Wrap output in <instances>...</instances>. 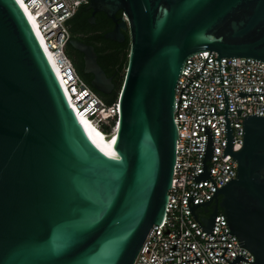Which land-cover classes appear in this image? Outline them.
<instances>
[{"label":"water","instance_id":"water-1","mask_svg":"<svg viewBox=\"0 0 264 264\" xmlns=\"http://www.w3.org/2000/svg\"><path fill=\"white\" fill-rule=\"evenodd\" d=\"M89 6L115 20L106 36L124 39L121 28L129 35L115 135L106 145L86 135L19 2L0 0V264H132L164 216L175 163L174 86L185 58L214 50L219 75V56L264 60V0H88ZM116 9L127 19L116 22ZM220 81L222 156L237 160L235 177L215 185L207 200L194 203L189 194L187 203L196 218L203 210L196 204L221 195L201 224L196 220L213 234L220 208L226 233L254 261L242 253L228 260L227 246L219 255L229 264H264V115L244 117L242 145L232 150L221 75ZM244 94L264 91H238ZM204 133L202 170L193 179L209 176L215 184L204 162L213 150L206 124Z\"/></svg>","mask_w":264,"mask_h":264},{"label":"built area","instance_id":"built-area-1","mask_svg":"<svg viewBox=\"0 0 264 264\" xmlns=\"http://www.w3.org/2000/svg\"><path fill=\"white\" fill-rule=\"evenodd\" d=\"M19 1L35 20L79 114L89 116L90 121L98 127L101 122L110 119L116 122L119 98L106 102L78 74L65 52L69 36L67 20L88 0ZM122 17L127 19L123 15ZM215 57L217 52L214 50L196 51L185 58L180 69L174 86L173 120L177 128L175 163L167 190L165 212L161 222L152 224L148 230L132 264H229L228 260H232L237 253H242L247 259L254 261V254L239 244L237 236L226 233L230 227L221 209L215 215L211 231L213 234H209L200 225L201 216L207 213L198 210L196 218L199 224L187 203L189 194H194V203L207 200L215 190V185L219 187L230 177H235L237 160L228 152L222 156L226 130L225 115L222 113L225 102L220 75L228 100L227 115L232 129V150H237L242 145L244 117L251 113L264 115V94L238 95L239 90L264 91V60L253 56H219V75L218 59ZM181 89L183 92L180 93ZM214 110L218 113H213ZM204 124L210 128L213 144L211 156L204 162L211 166L210 176L215 184L211 183L209 176L197 181L193 179V175L202 170L206 140ZM196 205L202 207L201 203ZM187 245L193 249L186 247ZM209 246L216 247H211V250ZM222 252L228 260L219 255ZM196 255L200 260L194 258ZM233 264L253 263L239 260Z\"/></svg>","mask_w":264,"mask_h":264},{"label":"flooded vegetation","instance_id":"flooded-vegetation-1","mask_svg":"<svg viewBox=\"0 0 264 264\" xmlns=\"http://www.w3.org/2000/svg\"><path fill=\"white\" fill-rule=\"evenodd\" d=\"M87 3L81 4L67 20L69 36L65 51L88 86L101 97L109 98L113 94H119L124 79L127 61L123 67L124 49L120 45L124 39L117 40L106 36L105 32L114 29L115 20L102 9L94 11L90 6L85 7ZM92 10L95 21H89L87 18ZM119 16L121 10L116 9V22L120 20ZM121 30L127 31L122 28ZM217 197L220 198L221 195L213 197L208 204L201 207L204 212H212V204ZM205 207L208 210H205ZM219 210L220 208H217V211Z\"/></svg>","mask_w":264,"mask_h":264},{"label":"bare ground","instance_id":"bare-ground-1","mask_svg":"<svg viewBox=\"0 0 264 264\" xmlns=\"http://www.w3.org/2000/svg\"><path fill=\"white\" fill-rule=\"evenodd\" d=\"M19 4L21 5V7L23 8V10L25 11V13L27 14L29 23L44 51V53L46 54L50 65L52 67V69L54 70V73L56 75V78L62 88V91L66 97V100L68 101V104L70 105V107L72 108V110L74 111V114L76 115L77 119L80 121L86 135L89 137V139L94 143V144H98V145H106L109 142H111V140L113 139L114 135H115V131H113L115 129V127H113L111 134L106 135L104 133V131H102L100 129V127H98L96 124H94L92 121H90L89 116H86L82 113L79 114V111L76 109L74 103L72 102V100L70 99L69 93L67 92V90L65 89V85L63 83V80L61 79V74L59 71V68L55 62V58L52 55V53L46 48L45 43L43 41V38L41 36L40 31L38 30L37 26H36V22L33 19L32 15L28 12V10L24 7V5L19 1Z\"/></svg>","mask_w":264,"mask_h":264},{"label":"trees","instance_id":"trees-1","mask_svg":"<svg viewBox=\"0 0 264 264\" xmlns=\"http://www.w3.org/2000/svg\"><path fill=\"white\" fill-rule=\"evenodd\" d=\"M124 34H125V38H124V41L120 43L121 45V48L122 49H125V47L129 46V35H128V31H123ZM122 61L124 63H126L127 61V55L124 56V52H123V58H122ZM122 85V84H121ZM120 89H121V86H120ZM120 92V91H119ZM119 94H113L111 97L109 98H104L106 102H112L114 101L117 97H118ZM114 124H115V120L114 119H110L107 123L105 122H101L100 124V128L104 131V133L106 134H109L110 131H111V128L113 129L114 127ZM113 126V127H112Z\"/></svg>","mask_w":264,"mask_h":264},{"label":"rangeland","instance_id":"rangeland-1","mask_svg":"<svg viewBox=\"0 0 264 264\" xmlns=\"http://www.w3.org/2000/svg\"><path fill=\"white\" fill-rule=\"evenodd\" d=\"M128 50H129V46H127V47H125V49L123 50V52H124V56H126V55H128ZM66 52V51H65ZM123 67H125V63L123 64ZM118 98H119V95H118ZM109 121V120H108ZM107 121V122H108ZM107 122H105V123H107ZM101 129V128H100ZM102 130V129H101ZM103 131V130H102Z\"/></svg>","mask_w":264,"mask_h":264},{"label":"clouds","instance_id":"clouds-1","mask_svg":"<svg viewBox=\"0 0 264 264\" xmlns=\"http://www.w3.org/2000/svg\"><path fill=\"white\" fill-rule=\"evenodd\" d=\"M90 115H93V114L90 113Z\"/></svg>","mask_w":264,"mask_h":264}]
</instances>
